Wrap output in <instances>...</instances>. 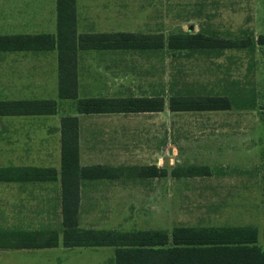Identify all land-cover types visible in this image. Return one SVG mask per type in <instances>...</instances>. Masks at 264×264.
Returning a JSON list of instances; mask_svg holds the SVG:
<instances>
[{
	"label": "rangeland",
	"instance_id": "obj_1",
	"mask_svg": "<svg viewBox=\"0 0 264 264\" xmlns=\"http://www.w3.org/2000/svg\"><path fill=\"white\" fill-rule=\"evenodd\" d=\"M43 1L50 6V0ZM12 3L19 5L13 7ZM122 3L124 11H130L124 17V29L167 35L179 27L186 30L192 24L198 28L209 26L235 39L240 38V30L248 27L255 39L264 34V0H123ZM41 5V0H0V19L4 17L2 23L9 24L12 21L7 20L11 17L7 13H14V8L29 12L40 10ZM48 9L49 17H56ZM50 26L54 29L53 19ZM8 27L2 25L0 34L16 32ZM255 50L254 69L246 68L253 61L243 51L227 57L230 68L207 70L197 59L186 60L181 52L170 50V53L155 51L150 58L146 53L135 54L132 69L116 70L124 93L128 90V95L160 96L164 108L158 112L84 116L81 127L85 148L90 141L95 155L108 149L127 166L149 162L163 166V158L167 157L165 167L169 172L165 178L148 182H103L83 188L82 227L163 229L170 234L177 225L252 224L259 230V242L264 243V47L256 44ZM88 72L92 76L84 80L88 79L90 82H86L91 85L84 87L95 93L103 83L102 71L96 68ZM2 74L0 68V92L18 87L4 85ZM234 86L241 88L243 97L254 95L249 107L238 104L228 110H169L168 100L173 94L194 91L202 94L210 89L214 94L230 95L228 92ZM56 100L59 118L75 112V101ZM55 119L51 118L53 124ZM169 147L172 153L168 152ZM4 157L0 163L6 161ZM191 165L202 167L201 174L171 176L174 168L183 167L184 172ZM40 192L0 183V224L31 223V218L33 223L42 222L40 216L56 221V215L38 217L36 212L30 213L32 204L41 197ZM38 249L0 248V264H114L115 248L110 246L65 248L59 241L56 248Z\"/></svg>",
	"mask_w": 264,
	"mask_h": 264
},
{
	"label": "trees",
	"instance_id": "obj_2",
	"mask_svg": "<svg viewBox=\"0 0 264 264\" xmlns=\"http://www.w3.org/2000/svg\"><path fill=\"white\" fill-rule=\"evenodd\" d=\"M57 34L0 36V50L56 48L58 53V94L75 101L79 114L161 111L160 96L78 98L77 53L90 49H139L173 51L185 49L248 48L251 52L264 37L254 40L224 38L202 32L178 29L167 37L162 33L103 32L78 34L75 0H57ZM249 69H253L252 67ZM223 94H173L168 107L172 112L228 110L234 105L249 107L253 94L242 96L241 88ZM238 93V95H237ZM58 110L55 100H0V115H50ZM77 115L60 117V207L61 242L64 247H114V264H264V243L259 242L255 225H177L168 234L163 229H91L78 224L79 189L83 180L130 177H163L165 167L156 165L108 166L81 165ZM174 168L172 177L198 175L202 167ZM206 169V167H204ZM204 169V172H205ZM184 173V174H180ZM58 173L53 168L22 166L0 167V182L51 181ZM56 230L0 229V248L30 249L55 247Z\"/></svg>",
	"mask_w": 264,
	"mask_h": 264
},
{
	"label": "crops",
	"instance_id": "obj_3",
	"mask_svg": "<svg viewBox=\"0 0 264 264\" xmlns=\"http://www.w3.org/2000/svg\"><path fill=\"white\" fill-rule=\"evenodd\" d=\"M123 0H75L76 2V29L78 34L82 33H103V32H134L143 34H153L154 32H142L139 30L124 29L123 20L130 11H124ZM57 0H50V6L41 0V9L32 10L29 12H23L20 9H13L14 13H7L11 17H7V20H11L9 24L4 25L0 19V27H8L10 31H16L7 34H0V36H15V35H39L49 34L56 36L57 34ZM19 4L12 3L13 7H17ZM55 12L56 17H49V9ZM17 17V19H16ZM12 18V19H11ZM53 19L54 29L50 26V22ZM2 24V25H1ZM201 25L199 28L188 25L186 30L179 27V30L183 32H202L206 35H216L224 38H233L231 36H225L227 34H220L216 30L207 28ZM2 31V29H1ZM173 30L171 32H176ZM171 32L165 35L167 37ZM230 35V34H228ZM250 36L254 40L253 30L249 27L240 30V38L244 36ZM258 37H264V34H259ZM257 37V38H258ZM237 38V37H236ZM259 46L264 47V43H257ZM256 46V45H255ZM156 50H139V49H90V50H78L77 53V82H78V98L86 97H129V96H154V95H136L129 93L126 90L124 93L121 76L116 72L117 69H132L133 55L147 54V58H150L155 54ZM244 52L248 56L250 55L253 63L246 66V68L254 69L255 62V47L251 52L248 48H225V49H185L178 50L184 55V59L195 58L197 63L206 68L212 70L216 67L230 68L226 64L227 57L233 52ZM158 52H169V49L158 50ZM243 53V54H244ZM189 55V56H188ZM193 55V56H191ZM148 60V59H147ZM223 60V61H221ZM0 68L3 70L2 78L4 85H15L17 88H8L6 92H0V100H55L56 98L62 101H74L71 99H61L58 94V53L57 49L49 50H34V49H13V50H0ZM99 69L102 71L100 77L103 79L99 91L91 92L87 91L86 87L91 85L88 79L84 78L92 76L88 71L91 69ZM113 78V79H112ZM87 81V82H86ZM117 88L115 89V87ZM122 86V87H121ZM14 91H13V90ZM212 89V88H211ZM94 90V89H93ZM197 90V89H196ZM206 94H214V92L206 89ZM195 92V91H194ZM199 92V91H197ZM195 92L196 94H199ZM201 92V91H200ZM13 94V95H10ZM170 110V109H169ZM158 112V111H150ZM185 112V111H180ZM204 112V111H198ZM127 113H143V112H127ZM127 113H99V114H79L76 111L69 113L71 115H77L79 119V131H78V145H79V161L81 165H108V166H127L128 163H122L120 156L118 158L113 151L103 149V151L94 153L96 150L92 149V144L85 143L82 140V127L81 119L84 116L92 115H118ZM51 118L55 119V124L51 122ZM86 122V121H85ZM53 125H55L53 127ZM55 139V144H52V139ZM0 143L3 147L0 152H3L1 157L6 160L0 163V167H22L33 166L43 168H53L57 171L58 176L55 180L51 181H9L0 182L5 185H17L20 188H30V190L41 191V197L37 203L32 204L30 213H37L38 217L42 215H56V221L54 218L41 217L42 222L31 223L25 221H18L16 224L3 225L0 224V229L3 230H56L59 232V241H61V207H60V118L58 117V110L55 114L50 115H0ZM9 146H8V145ZM4 145H6L4 147ZM168 152L172 153V148H168ZM10 154V155H9ZM0 157V158H1ZM96 157V158H91ZM165 160L167 163H165ZM163 166H159L157 163H141L131 164V166L142 165H156L157 167H165L168 164V158H163ZM168 174V169L165 167ZM163 177H145L140 178L137 176L130 178H116V179H95V180H83L79 189V215L78 224L79 227L84 228L80 224V207H81V194L83 188L88 186H98L103 182L108 183H138L148 182L149 180L165 178ZM98 184V185H97ZM34 195L33 198H35ZM40 214V215H39ZM51 219V220H50ZM20 220V219H19ZM115 229V228H110ZM62 243V242H61ZM59 244V243H58ZM58 246V245H57ZM48 247V248H56ZM69 248V247H65ZM73 248V247H72ZM27 249V248H26ZM33 250H39L38 248H30ZM29 249V250H30Z\"/></svg>",
	"mask_w": 264,
	"mask_h": 264
},
{
	"label": "water",
	"instance_id": "obj_4",
	"mask_svg": "<svg viewBox=\"0 0 264 264\" xmlns=\"http://www.w3.org/2000/svg\"><path fill=\"white\" fill-rule=\"evenodd\" d=\"M165 163H167V161L165 160Z\"/></svg>",
	"mask_w": 264,
	"mask_h": 264
}]
</instances>
